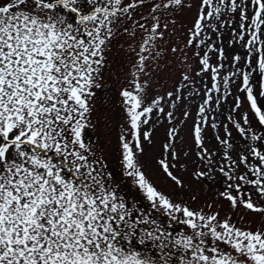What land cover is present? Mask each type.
Returning a JSON list of instances; mask_svg holds the SVG:
<instances>
[{"label": "snow or ice", "instance_id": "1", "mask_svg": "<svg viewBox=\"0 0 264 264\" xmlns=\"http://www.w3.org/2000/svg\"><path fill=\"white\" fill-rule=\"evenodd\" d=\"M123 35L140 37L118 145L139 207L86 140L105 53ZM150 67L172 81L164 95ZM261 100L264 0H0V264H264Z\"/></svg>", "mask_w": 264, "mask_h": 264}, {"label": "rangeland", "instance_id": "2", "mask_svg": "<svg viewBox=\"0 0 264 264\" xmlns=\"http://www.w3.org/2000/svg\"><path fill=\"white\" fill-rule=\"evenodd\" d=\"M139 35L135 39H130L127 35L121 36L113 45L110 46L109 51L105 53L106 63L105 66L101 69L99 76L100 88L94 89V96L91 100L92 111L90 114V121L94 127H89L86 129V140L91 142L96 147V154L99 156L106 167V171L111 174L114 180L119 181L123 190L121 195L124 199L132 204L134 201L137 202V206H141L140 197L134 187H131L127 180L122 178L121 169H120V150H119V137L121 135L122 129L126 124L125 113L123 110V98L120 93L124 89L131 90L130 81L132 80V73L135 72L133 67L135 61L137 60L135 51H132L129 47L138 50L139 47ZM178 39V38H177ZM170 45L165 43L163 48L165 51L163 55L168 57L171 61V54L166 51ZM162 66H163V62ZM189 63L195 69L197 67L195 58L193 57ZM172 67L176 69V75L179 74L181 65L178 63L172 62ZM150 76H155V79H150L149 84L151 86L152 94L164 95L166 91L172 88V81L161 79L152 68L148 69ZM147 79V77L141 76V80ZM204 80L207 82V77H204ZM197 87H199V78H197ZM258 90V86H257ZM232 91L234 95H239L243 101V106L239 112H245L248 110L247 101L243 96V93L236 91L235 86H233ZM235 103L234 99L230 96L225 102H223V107L220 111L224 112L223 116H220L219 120L227 122L225 117L227 116V110L231 105ZM260 103L264 105V100H261ZM186 110L192 112L195 115L194 104L188 106ZM236 116V114H233ZM176 123L177 127L181 128L180 135L186 136L189 129L191 128L192 121L189 119L185 123L187 127H184L179 123L182 119L180 112H176ZM239 119V116H236ZM147 127V126H146ZM170 127L166 120L157 123L154 128L151 130L154 133V139L156 141V147L154 149H149V146L145 145V151L149 158L159 156V145L165 139V131ZM212 131L209 130L207 133L208 147L215 151L216 142L211 140ZM154 169V163H153ZM178 175L180 173H177ZM163 190V182L161 181L158 184ZM218 187V186H217ZM199 191V190H198ZM212 195L211 191H205L204 196L210 197ZM192 207H197V204H193ZM228 208L225 205L223 212H227ZM166 226V224L164 225ZM183 226L174 225L173 229L181 230ZM172 230V229H170ZM124 246L127 247V242H123ZM132 250L144 252L145 246H142L138 243L131 245Z\"/></svg>", "mask_w": 264, "mask_h": 264}]
</instances>
